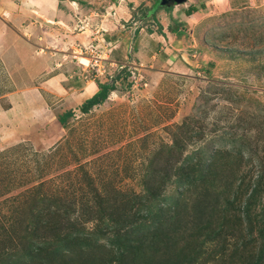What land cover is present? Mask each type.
Instances as JSON below:
<instances>
[{
  "label": "rangeland",
  "instance_id": "obj_1",
  "mask_svg": "<svg viewBox=\"0 0 264 264\" xmlns=\"http://www.w3.org/2000/svg\"><path fill=\"white\" fill-rule=\"evenodd\" d=\"M93 3L99 14L110 11L107 0ZM152 4L139 2L131 25L165 35V57H143L111 68L100 63L104 73L91 67L86 52H55L62 35L46 31L48 22L39 25V40L36 29L23 35L0 16V254L26 245L25 228L37 215L79 219L87 203L105 201L107 214L124 218L150 180L175 195L172 181L183 165L180 158L198 149H204L199 169L208 163L205 184L229 197L238 195L237 200L227 206L224 195L218 200L210 190L203 197V190L196 188L181 228H176L178 221L169 222V238L159 234L153 244L150 237L144 239L146 232L140 233L143 261L128 257L122 264H187L200 249L219 250L217 242L203 239L213 237L214 231L222 234L223 219L236 224L241 236L247 233L237 217L244 216L245 190L264 173V0H188L174 6L171 16L140 21ZM191 7L198 12L188 15ZM171 39L177 56L164 64L173 53ZM115 77L109 98L83 114L79 108L98 90V80L112 82ZM70 109L75 116L63 127L59 116ZM188 120L190 139L179 129ZM202 128L200 139L196 133ZM221 138L235 142L223 143ZM167 171L171 179L165 178ZM95 189L100 196L95 197ZM261 190L252 210L258 214L264 206V184ZM57 207L69 212L54 214ZM11 219L18 227L17 241L12 242L6 236ZM93 221L82 226L85 232L93 229ZM78 251L48 264H118L115 249L106 245ZM204 261L226 264L208 254Z\"/></svg>",
  "mask_w": 264,
  "mask_h": 264
},
{
  "label": "trees",
  "instance_id": "obj_2",
  "mask_svg": "<svg viewBox=\"0 0 264 264\" xmlns=\"http://www.w3.org/2000/svg\"><path fill=\"white\" fill-rule=\"evenodd\" d=\"M160 3L161 0H155L152 6L143 14L142 18L145 20L154 18L153 16H155V13L161 6ZM156 7L158 8L157 10H155ZM163 8L169 11L174 6H163ZM196 11L197 9L190 8L187 14L192 15ZM116 82V77L112 82L98 80V90L83 102L79 108L80 111L83 114H88L93 108L103 104L115 90ZM74 116L75 112L70 109L59 116V123L65 127ZM188 121V123H184L179 127L187 135H189V132H193L192 127H190L191 120ZM203 130L202 128L196 133L200 139L204 136ZM185 137L187 138L188 136ZM188 138L192 137L189 135ZM180 141H183V139ZM219 141L223 143L235 142L234 140L225 141L223 138ZM176 145H179L178 140L176 141ZM203 150L198 149L195 154L180 158L183 165L175 171V177L172 181L177 188L174 192L175 195L167 194L166 185L151 184L150 180V182L145 184L143 194H137V199L131 202L127 213L130 215L124 218L107 214V208L109 209L110 207L105 201L87 203L79 219L67 220L61 218L64 214H57L52 219H49V215H45V217L37 215L31 224L25 228L29 232L25 238L26 245L19 249H5L0 254V264H19L34 261L48 264L51 261L61 259L62 257L60 256L74 253L75 250L81 252L82 250L90 249L92 246L102 245L115 249L116 255L113 260L118 264L125 263L128 257H131L133 261L141 263L145 257V246L143 245L144 241L141 243L137 236L140 233L146 232L144 239L150 237L149 239L152 244L156 242L155 239L159 234L169 238L170 234L167 232L171 228L170 225L178 221L176 228H181V218H183L184 208L185 206L188 207V203L192 200L196 188L200 187V190H203V197H206L210 190L216 192L218 200L221 199V194L224 195L227 206L231 203L234 204L237 200L238 195L229 197L230 193L228 195L223 194L221 189H213V187L205 184L208 182V163H205L199 169V165L203 159ZM180 156H183L182 153ZM259 173L254 183L250 184V189L245 190L248 198L241 207V213L244 216L241 217L239 215L237 217L241 226L244 223L246 224L247 233L241 236L242 234H239L237 227H233L236 224L232 226L227 225V222L223 219L221 222V229H224L223 233L217 234L214 231L213 237L209 238L206 236L203 239L207 240L206 242L215 241L222 248L219 250L211 248L207 251L200 249L198 253H195L192 257L190 256L191 258L189 257L190 260L187 264H208L204 261V256L207 254L213 256L214 261L222 259L226 264H264V206L260 209L262 212L259 214L252 211L255 206L254 201L261 197V189L264 184V173ZM165 174V178L171 179L168 171ZM228 179L231 178L228 177ZM242 180L240 178V181ZM241 184H243V181ZM93 194L95 197L100 196L96 189ZM101 198L103 197L101 196ZM59 210L64 209L57 207L53 211L54 214ZM64 212L68 213L69 211L64 210ZM11 220L8 222L10 229L6 228L7 223L3 224V227L9 230L6 236L11 238L12 242L17 241L15 238L18 235V227L16 226L15 228L12 225L14 220H12V223ZM87 221L94 222V227L89 233L85 232L82 228ZM18 223L17 221V225ZM159 228L161 229L159 230ZM158 230L159 232L157 233ZM163 230L165 231L162 235L161 231ZM231 246L233 247L232 251H230ZM85 254L86 256L89 255L86 252Z\"/></svg>",
  "mask_w": 264,
  "mask_h": 264
},
{
  "label": "crops",
  "instance_id": "obj_3",
  "mask_svg": "<svg viewBox=\"0 0 264 264\" xmlns=\"http://www.w3.org/2000/svg\"><path fill=\"white\" fill-rule=\"evenodd\" d=\"M95 1L0 0V16H6L12 22L13 27L22 32L23 35L27 34L26 31L36 29V37L39 40H43L39 25L42 26L43 22H48L51 27L48 25L46 31L51 28L62 35L58 42L61 47L59 49L54 48L55 52L61 54L76 53L78 48L75 47V43L82 46L87 42H93L102 52L103 60L101 62L110 66L109 68L127 65L131 63V60L139 62L142 61L143 57L148 60L165 57L162 53L165 42H167L165 35H159L153 29L140 30V26L135 29L131 25L139 2L146 0H107V7L110 8L107 14H99L94 10L91 4H94ZM162 6L161 4L160 7ZM191 8L197 9V7ZM167 16H171V10L159 8L151 20H159L161 17ZM95 17L98 18V21L95 20L97 19ZM88 19L89 23L87 24ZM139 20L144 21L145 19L141 17ZM90 21H94L92 25H89ZM105 24H108L109 28H105ZM133 31H135L134 34ZM156 35L161 39H157ZM65 36L68 37L67 40ZM52 40L53 43L57 42L55 38ZM168 42L170 43L168 48L172 49L173 53L164 60V64L173 63V59L177 56L173 51L175 49L173 39L168 40ZM63 46L67 47L64 49Z\"/></svg>",
  "mask_w": 264,
  "mask_h": 264
},
{
  "label": "built area",
  "instance_id": "obj_4",
  "mask_svg": "<svg viewBox=\"0 0 264 264\" xmlns=\"http://www.w3.org/2000/svg\"><path fill=\"white\" fill-rule=\"evenodd\" d=\"M78 50L81 51L82 54L86 52L90 55V57H88L87 59L89 60V64H91V67L95 68L97 73L105 72L104 66L100 64L102 63L101 61L103 60L101 57V51L99 50L98 46H96L95 43L92 42L90 43V45H82V46L78 45ZM89 64L85 66H90Z\"/></svg>",
  "mask_w": 264,
  "mask_h": 264
},
{
  "label": "water",
  "instance_id": "obj_5",
  "mask_svg": "<svg viewBox=\"0 0 264 264\" xmlns=\"http://www.w3.org/2000/svg\"><path fill=\"white\" fill-rule=\"evenodd\" d=\"M187 1L188 0H161V4L163 6L170 7V6H176L179 4H184Z\"/></svg>",
  "mask_w": 264,
  "mask_h": 264
},
{
  "label": "bare ground",
  "instance_id": "obj_6",
  "mask_svg": "<svg viewBox=\"0 0 264 264\" xmlns=\"http://www.w3.org/2000/svg\"><path fill=\"white\" fill-rule=\"evenodd\" d=\"M194 18H196V15L191 16V20H193Z\"/></svg>",
  "mask_w": 264,
  "mask_h": 264
}]
</instances>
